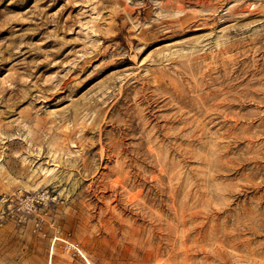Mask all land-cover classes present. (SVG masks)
I'll return each instance as SVG.
<instances>
[{
    "label": "rangeland",
    "instance_id": "rangeland-1",
    "mask_svg": "<svg viewBox=\"0 0 264 264\" xmlns=\"http://www.w3.org/2000/svg\"><path fill=\"white\" fill-rule=\"evenodd\" d=\"M0 264H264V2L0 0Z\"/></svg>",
    "mask_w": 264,
    "mask_h": 264
},
{
    "label": "bare ground",
    "instance_id": "bare-ground-1",
    "mask_svg": "<svg viewBox=\"0 0 264 264\" xmlns=\"http://www.w3.org/2000/svg\"><path fill=\"white\" fill-rule=\"evenodd\" d=\"M252 1H254V2H257V3H259V2H264V0H252ZM161 3V2H160ZM255 6V5H254ZM181 11L180 10H178V12L177 13H180Z\"/></svg>",
    "mask_w": 264,
    "mask_h": 264
},
{
    "label": "built area",
    "instance_id": "built-area-1",
    "mask_svg": "<svg viewBox=\"0 0 264 264\" xmlns=\"http://www.w3.org/2000/svg\"><path fill=\"white\" fill-rule=\"evenodd\" d=\"M68 248H69V249H70V248H72V245H69V247H68Z\"/></svg>",
    "mask_w": 264,
    "mask_h": 264
}]
</instances>
